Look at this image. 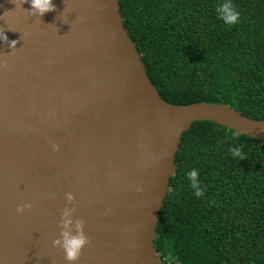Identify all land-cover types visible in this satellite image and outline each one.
<instances>
[{"label": "water", "instance_id": "water-1", "mask_svg": "<svg viewBox=\"0 0 264 264\" xmlns=\"http://www.w3.org/2000/svg\"><path fill=\"white\" fill-rule=\"evenodd\" d=\"M52 3L38 17L0 0V33L17 42L0 41V264H69L52 245L65 207L89 240L75 264H169L155 228L183 133L210 120L264 143V119L165 100L119 0Z\"/></svg>", "mask_w": 264, "mask_h": 264}, {"label": "trees", "instance_id": "trees-1", "mask_svg": "<svg viewBox=\"0 0 264 264\" xmlns=\"http://www.w3.org/2000/svg\"><path fill=\"white\" fill-rule=\"evenodd\" d=\"M224 0H119L123 24L160 95L175 104L227 103L264 119V0H231L240 23L218 20ZM239 147L244 159L229 149ZM156 225L169 264H264V143L210 120L192 123L175 155ZM196 169L203 195L186 173Z\"/></svg>", "mask_w": 264, "mask_h": 264}, {"label": "clouds", "instance_id": "clouds-1", "mask_svg": "<svg viewBox=\"0 0 264 264\" xmlns=\"http://www.w3.org/2000/svg\"><path fill=\"white\" fill-rule=\"evenodd\" d=\"M26 0H18L19 6L21 7ZM30 3V11H27L29 15L42 16L49 11H53L55 6L52 0H27ZM215 14L218 20H221L226 25H235L240 23V12L237 10L236 6L231 2V0H224L215 6ZM0 41L8 44L11 49L16 48V41H8L7 36L4 32L0 33ZM51 149L53 152L58 151V145L52 143ZM230 154L243 160L245 157L241 152L239 147H234L229 149ZM187 180L189 182V187L193 190V195L196 197H201L203 195V190L198 179V173L196 169H190L186 174ZM66 201L73 202L75 197L71 192L65 193ZM31 207L28 203L18 204L16 206V213L23 215L26 209ZM74 208L65 207L61 212V217L59 221V238L52 241L53 247H59L64 252V259L69 262V264H75L79 259L82 249L88 244V237L84 232V221L81 219H73Z\"/></svg>", "mask_w": 264, "mask_h": 264}]
</instances>
